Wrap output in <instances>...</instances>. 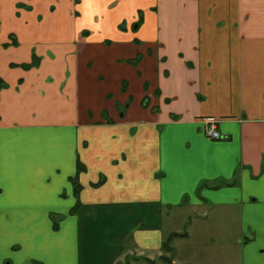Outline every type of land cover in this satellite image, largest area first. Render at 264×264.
Masks as SVG:
<instances>
[{
	"label": "crops",
	"instance_id": "obj_1",
	"mask_svg": "<svg viewBox=\"0 0 264 264\" xmlns=\"http://www.w3.org/2000/svg\"><path fill=\"white\" fill-rule=\"evenodd\" d=\"M0 82V264H264V0H0Z\"/></svg>",
	"mask_w": 264,
	"mask_h": 264
},
{
	"label": "rangeland",
	"instance_id": "obj_2",
	"mask_svg": "<svg viewBox=\"0 0 264 264\" xmlns=\"http://www.w3.org/2000/svg\"><path fill=\"white\" fill-rule=\"evenodd\" d=\"M18 6L25 7L23 2L18 3ZM178 217H179V215H178ZM139 219L140 218H138V217L130 218V219L127 218V220L123 223V227L124 228H128V227L134 228L135 226L139 225L137 222V221H139ZM214 219H217V217ZM115 221H118L117 217H114L110 221H108L107 218H101L98 228H120L119 224L116 223ZM217 223H219V221ZM229 223H230V220L228 219L226 225L229 226ZM211 228H220V227H217V224H214V226ZM222 256H224V257H222ZM222 256L214 257V261L216 264H231V263H233V260H231L229 257L227 258V256H225V255H222ZM160 261H163V258H160ZM131 264H137V261H135V262L131 261Z\"/></svg>",
	"mask_w": 264,
	"mask_h": 264
},
{
	"label": "built area",
	"instance_id": "obj_3",
	"mask_svg": "<svg viewBox=\"0 0 264 264\" xmlns=\"http://www.w3.org/2000/svg\"><path fill=\"white\" fill-rule=\"evenodd\" d=\"M203 130L211 138L221 139L224 137L219 131L217 120L214 117H207L204 119Z\"/></svg>",
	"mask_w": 264,
	"mask_h": 264
},
{
	"label": "trees",
	"instance_id": "obj_4",
	"mask_svg": "<svg viewBox=\"0 0 264 264\" xmlns=\"http://www.w3.org/2000/svg\"><path fill=\"white\" fill-rule=\"evenodd\" d=\"M37 61H39V58L38 57H34V61L30 64H24L25 67H30V66H33V65H37ZM2 87V83L0 82V89ZM179 234L177 233H172L170 234V236L168 237V239L166 240V242H164V247L167 249V248H171L170 245H169V242Z\"/></svg>",
	"mask_w": 264,
	"mask_h": 264
}]
</instances>
